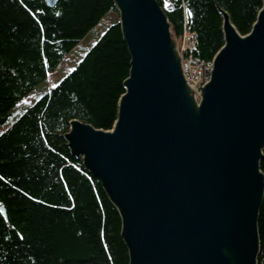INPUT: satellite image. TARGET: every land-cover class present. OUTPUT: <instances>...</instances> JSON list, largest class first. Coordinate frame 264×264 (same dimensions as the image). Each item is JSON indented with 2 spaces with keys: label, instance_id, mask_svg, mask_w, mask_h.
Segmentation results:
<instances>
[{
  "label": "water",
  "instance_id": "95a60500",
  "mask_svg": "<svg viewBox=\"0 0 264 264\" xmlns=\"http://www.w3.org/2000/svg\"><path fill=\"white\" fill-rule=\"evenodd\" d=\"M113 2L131 57L117 120L74 119L64 138L117 209L129 264H258L264 0L247 35L218 8L225 43L199 93L158 0Z\"/></svg>",
  "mask_w": 264,
  "mask_h": 264
},
{
  "label": "trees",
  "instance_id": "16d2710c",
  "mask_svg": "<svg viewBox=\"0 0 264 264\" xmlns=\"http://www.w3.org/2000/svg\"><path fill=\"white\" fill-rule=\"evenodd\" d=\"M158 2L175 37L187 20L206 61L225 43L218 8L247 35L263 6V0ZM108 14L118 19L77 67L0 135V208L6 210L4 216L0 209V264H129L117 209L64 138L74 119L103 130L117 120L131 57L113 0H58L53 7L46 0H0V125ZM259 235L258 264H264V203Z\"/></svg>",
  "mask_w": 264,
  "mask_h": 264
},
{
  "label": "rangeland",
  "instance_id": "374dc122",
  "mask_svg": "<svg viewBox=\"0 0 264 264\" xmlns=\"http://www.w3.org/2000/svg\"><path fill=\"white\" fill-rule=\"evenodd\" d=\"M113 19H118V15L108 14L87 34V36L70 52V54L66 56L57 70L51 74L47 82L41 85L36 91L17 105V107L13 110V115L7 120V122L0 125V135L3 134L23 114L28 106L36 102L41 97L44 89H50L56 86L77 67L90 49L100 40L101 36L107 30Z\"/></svg>",
  "mask_w": 264,
  "mask_h": 264
},
{
  "label": "built area",
  "instance_id": "2783aa9c",
  "mask_svg": "<svg viewBox=\"0 0 264 264\" xmlns=\"http://www.w3.org/2000/svg\"><path fill=\"white\" fill-rule=\"evenodd\" d=\"M177 39L184 76L199 93V88L211 77L213 62L199 57L198 36L189 28L187 20L182 35Z\"/></svg>",
  "mask_w": 264,
  "mask_h": 264
},
{
  "label": "snow or ice",
  "instance_id": "6c2138e0",
  "mask_svg": "<svg viewBox=\"0 0 264 264\" xmlns=\"http://www.w3.org/2000/svg\"><path fill=\"white\" fill-rule=\"evenodd\" d=\"M189 15H191V13H189Z\"/></svg>",
  "mask_w": 264,
  "mask_h": 264
},
{
  "label": "bare ground",
  "instance_id": "6f19581e",
  "mask_svg": "<svg viewBox=\"0 0 264 264\" xmlns=\"http://www.w3.org/2000/svg\"><path fill=\"white\" fill-rule=\"evenodd\" d=\"M212 62H213V60H212Z\"/></svg>",
  "mask_w": 264,
  "mask_h": 264
}]
</instances>
